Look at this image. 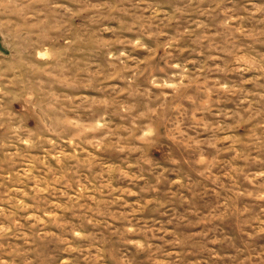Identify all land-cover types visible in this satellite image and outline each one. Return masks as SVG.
Masks as SVG:
<instances>
[{
  "label": "rangeland",
  "instance_id": "rangeland-1",
  "mask_svg": "<svg viewBox=\"0 0 264 264\" xmlns=\"http://www.w3.org/2000/svg\"><path fill=\"white\" fill-rule=\"evenodd\" d=\"M0 264H264V0H0Z\"/></svg>",
  "mask_w": 264,
  "mask_h": 264
}]
</instances>
